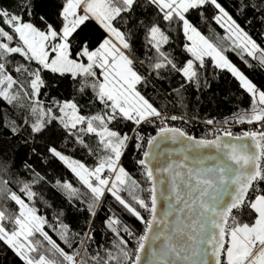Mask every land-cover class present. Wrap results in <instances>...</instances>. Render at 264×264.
<instances>
[{"label": "snow or ice", "instance_id": "obj_1", "mask_svg": "<svg viewBox=\"0 0 264 264\" xmlns=\"http://www.w3.org/2000/svg\"><path fill=\"white\" fill-rule=\"evenodd\" d=\"M264 264V0H0V264Z\"/></svg>", "mask_w": 264, "mask_h": 264}, {"label": "trees", "instance_id": "obj_2", "mask_svg": "<svg viewBox=\"0 0 264 264\" xmlns=\"http://www.w3.org/2000/svg\"><path fill=\"white\" fill-rule=\"evenodd\" d=\"M4 259H5V264H7L9 258H4Z\"/></svg>", "mask_w": 264, "mask_h": 264}]
</instances>
